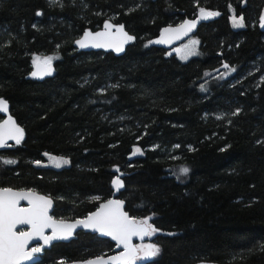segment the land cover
Instances as JSON below:
<instances>
[{
	"label": "trees",
	"instance_id": "1",
	"mask_svg": "<svg viewBox=\"0 0 264 264\" xmlns=\"http://www.w3.org/2000/svg\"><path fill=\"white\" fill-rule=\"evenodd\" d=\"M200 8L219 15L193 35L196 55L152 44ZM263 12L264 0H0V97L23 128L19 144L0 150V187L42 193L53 218L76 219L119 177L124 210L158 229L146 240L159 253L139 264H264ZM105 20L135 36L124 54L73 46ZM34 56L50 57L53 72L31 76ZM45 153L68 166L37 164ZM174 165L188 166L186 177L171 175ZM113 248L78 231L33 264Z\"/></svg>",
	"mask_w": 264,
	"mask_h": 264
},
{
	"label": "snow or ice",
	"instance_id": "2",
	"mask_svg": "<svg viewBox=\"0 0 264 264\" xmlns=\"http://www.w3.org/2000/svg\"><path fill=\"white\" fill-rule=\"evenodd\" d=\"M201 18L206 19L210 16L219 15V13L206 12L204 8L199 9ZM38 15L40 13H37ZM264 19V17H262ZM234 26H243V17H233ZM196 21H185L181 28L185 34L195 27ZM105 32L92 34L85 32L84 40L91 39L94 47H104L105 43L101 42V38L109 35V30L113 27L110 23L105 22ZM117 31L122 34V41L117 44V51L122 50V44L131 41L134 37L123 32V25L118 26ZM168 32V29L164 30ZM84 40L77 41L81 48L87 47L88 44ZM157 43L164 42L163 40L156 41ZM197 43L196 41L192 42ZM44 67L36 65L38 71L44 74L50 73L51 58H46L43 62ZM224 67H228L225 65ZM33 76L37 72L32 73ZM8 111V102L0 98V112ZM23 138V129L20 128L11 117L8 120L0 123V147H8L7 140H15L19 144ZM139 151V149H137ZM45 155H49L45 153ZM57 167L61 164L68 163L62 158L50 157ZM4 163L11 164L15 161L6 160ZM37 164L40 162L37 161ZM118 171V169H117ZM181 173H187V168L180 169ZM117 188L122 187V181L119 177L112 181ZM20 201H27L28 207H21ZM123 201L109 200L102 203L100 207L93 213L81 220H76L74 223H65L64 221L54 220L48 213L52 207V200L48 197L41 196L35 193L34 190L14 191L10 188H0V264H21L22 260H32L33 253L41 251V247H34L28 250V244L33 239L43 241L44 245L49 244L55 239H67L72 230L77 226L92 228L99 231L103 235L112 237L117 241V246H123L124 251L119 255L111 256L107 260L104 257H96L94 260L86 261L85 264H130L137 259L156 256L160 249L156 245H148L140 247L133 245L131 240L133 237L149 236L158 231L149 221L151 217H146L142 220H137L134 217H129L128 214L122 211ZM19 225H29L30 231L17 230ZM52 229L51 235H45L44 230ZM143 253V257H141Z\"/></svg>",
	"mask_w": 264,
	"mask_h": 264
},
{
	"label": "water",
	"instance_id": "3",
	"mask_svg": "<svg viewBox=\"0 0 264 264\" xmlns=\"http://www.w3.org/2000/svg\"><path fill=\"white\" fill-rule=\"evenodd\" d=\"M206 12H211L209 10H205ZM213 18V16H210L206 19H203L201 18V14H200V11L196 14V16L194 18H186L184 20H182L180 23L178 24H175V25H166V26H163L159 33L157 34V36L155 38H153L152 40V44L154 46H157V47H161L165 50H169L171 48H173L174 46L178 45L179 43L183 42L184 40H186L188 37L192 36L195 34V32L197 31L198 27L202 24V23H207L208 21H210L211 19ZM195 20L196 21V24H195V27L192 28L191 31H188L187 34H185L184 30L181 28V25L184 24L185 21H193ZM105 22H108L110 23L113 27L109 30V35L106 36V37H103L101 38V42L105 43V46L104 47H94L92 46L93 45V41L91 39H88V40H84V34L85 32H90L92 34H95V33H98V32H105ZM262 27L264 28V19H262ZM120 25H123L122 23H113L112 21L110 20H105L101 27L96 29V30H91V29H85L81 35L76 38L74 41H73V46L78 50V51H103V52H112L115 56H120L122 54H124L126 48L131 45L132 43L135 42L136 38L133 34H130L124 27L123 25V32L124 33H127L129 36H132L134 37L133 40L131 41H127V42H124L122 44V50L121 51H117V44H119L123 37H122V34L119 33L117 31V28L118 26ZM165 29H168L169 31L168 32H165L164 30ZM81 40H84L85 43L88 44L87 47H83L81 48L79 46V44L77 43V41H81ZM160 40H163L164 42L162 43H157L156 41H160ZM39 64L41 66V68L44 67V64L42 61H37L33 64L32 66V70H31V76L33 72H37V75L36 76H33L35 78H43L49 74H44L42 71H38L37 70V67L36 65ZM1 98V97H0ZM0 116H1V119H0V123L8 120L9 117L12 118V120L15 121V123L20 127L22 128L18 123L17 121L15 120V118L11 115L10 113V107H9V103H8V111L7 112H0ZM23 129V128H22ZM7 144H12V143H16L15 140H7L6 141ZM4 147H0V150L3 149ZM0 188H10L14 191H20V190H30V189H14V188H11V187H0ZM114 188V191L112 192L111 196L105 200V201H102L101 203H99V205L94 209L92 210L91 212H89L87 215H85L84 217H81V218H76V219H55L51 216V212H52V209H53V205H54V202L53 200L42 194V193H38L35 191L36 194L38 195H41V196H45V197H48L52 200V207L51 209H49V215L56 221H64L65 223H74L76 220H81V219H84L85 217H87L89 214L95 212L102 203H105L109 200H115V201H120L119 199L116 198L117 194H118V190L119 188H117L116 186L113 187ZM20 206L21 207H28V203L27 201H20ZM122 211L126 212L124 210V206L122 205ZM128 214V212H126ZM129 217H131L129 214H128ZM23 229L24 231H30V226L29 225H19L17 226V230H21ZM78 231H82V232H85V233H91V234H96L97 236L101 237V238H105V239H108L109 241H111L113 244H114V252L110 255H107V256H102L104 257L105 260H107L109 257L111 256H116V255H119L121 252L124 251L123 249V246H117V241L113 240L112 237L110 236H107V235H103L102 233H100L99 231H95L93 230L92 228H85L83 226H77L75 229L72 230V234L67 238V239H55V240H52L49 244L47 245H44L43 244V241L42 240H39V239H33L32 241L29 242L28 244V250L34 248V247H41V245H43V247L41 248V251L38 252V253H33V259L32 260H22L21 261V264H33L35 262H37L42 253L44 252L45 249H48L52 244L54 243H57V242H68L72 239H74L76 237V233ZM52 233V229L50 228H47L44 230V234L45 235H51ZM148 238V236H144L143 239H141L140 237H133L132 240H131V243L133 245L136 244V242H141V241H144ZM36 245V246H34ZM34 246V247H33ZM98 257H101V256H98ZM96 257L94 258H90L86 261H90V260H94ZM85 261V262H86ZM85 262H83L82 264H85ZM189 264H221V263H217V262H212V261H199V262H195V263H189Z\"/></svg>",
	"mask_w": 264,
	"mask_h": 264
},
{
	"label": "rangeland",
	"instance_id": "4",
	"mask_svg": "<svg viewBox=\"0 0 264 264\" xmlns=\"http://www.w3.org/2000/svg\"><path fill=\"white\" fill-rule=\"evenodd\" d=\"M233 17H235V16H232L230 18L231 25L234 28L242 27V26H234ZM262 17H264V12L261 15V19H262ZM236 18H239V17H236ZM193 41H196L197 43L193 44L192 43ZM197 51H198V40H197L196 37H194L192 35V36L188 37L186 40H184L183 42H181L178 45L174 46L173 48L167 50V54H174L180 60H186L189 57L196 55ZM46 58H49V57H47V56H34L32 58V64H34L37 61L44 62V60ZM52 72H53L52 65H50V73H52ZM210 74H212V73H210ZM210 74H208V75H210ZM137 149H139V148L138 147H133V150H132L133 152L132 153L134 155H140L141 154V150L139 149V151H137ZM50 157L62 158L63 160H67L68 161V163H66V164L62 163L60 167L68 166V164H69V160L67 158L60 157V156H55V155H48L47 156V161L45 163H39V164H41L42 166L57 167L56 163ZM182 168H187L188 172H189V167L186 166V165H174V166L170 167L168 171L171 173V175H173V176L177 177L178 179H180V178L186 177V175L188 174V172L187 173H181L180 169H182ZM151 235H149L148 237H150ZM135 245L136 246H140V247H146L148 245H154V244L152 242H150L149 240H145V241H141V242H136ZM140 255H141V257H143V253H141ZM153 257L137 259L134 262H130V264H139V263L144 262L146 260H149V259H151ZM62 264H78V263H62Z\"/></svg>",
	"mask_w": 264,
	"mask_h": 264
},
{
	"label": "flooded vegetation",
	"instance_id": "5",
	"mask_svg": "<svg viewBox=\"0 0 264 264\" xmlns=\"http://www.w3.org/2000/svg\"><path fill=\"white\" fill-rule=\"evenodd\" d=\"M261 22H262V19H261ZM21 230H23V229H21ZM34 246H36V245H34ZM34 246H33V247H34ZM113 252H114V250H113ZM113 252H112V253H113ZM112 253H111V254H112ZM109 255H110V254H109ZM64 263H78V264H82L83 262H81V261L79 262V261H78V262H64Z\"/></svg>",
	"mask_w": 264,
	"mask_h": 264
}]
</instances>
